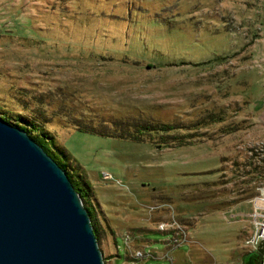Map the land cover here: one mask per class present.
I'll return each instance as SVG.
<instances>
[{
  "label": "rangeland",
  "instance_id": "rangeland-1",
  "mask_svg": "<svg viewBox=\"0 0 264 264\" xmlns=\"http://www.w3.org/2000/svg\"><path fill=\"white\" fill-rule=\"evenodd\" d=\"M16 112L45 124L88 183L103 264H240L252 250L264 0H0V116ZM148 118L195 140L100 132ZM143 247L155 257H134Z\"/></svg>",
  "mask_w": 264,
  "mask_h": 264
},
{
  "label": "water",
  "instance_id": "water-1",
  "mask_svg": "<svg viewBox=\"0 0 264 264\" xmlns=\"http://www.w3.org/2000/svg\"><path fill=\"white\" fill-rule=\"evenodd\" d=\"M262 249L260 240L253 249L258 263ZM0 264H103L88 213L65 171L2 118Z\"/></svg>",
  "mask_w": 264,
  "mask_h": 264
},
{
  "label": "trees",
  "instance_id": "trees-1",
  "mask_svg": "<svg viewBox=\"0 0 264 264\" xmlns=\"http://www.w3.org/2000/svg\"><path fill=\"white\" fill-rule=\"evenodd\" d=\"M3 110V109H1ZM4 111V110H3ZM9 112L8 110L6 111ZM5 114V113H3ZM208 122H215L216 121H223V116L220 114L210 113L208 114ZM0 118L4 119L5 121L9 122L12 125L18 126L22 128L29 137H31L34 141H36L48 155L55 160V162L65 171L68 179L70 180L73 188L77 191L83 206L85 207L89 221L91 223V227L93 233L95 235L96 242L99 241L100 230L95 218V209L93 208L94 205L91 204L90 200L88 199L91 193L90 187L88 183L81 178V174L77 173L76 169H74V165L69 163V157L67 152L59 146L58 144L54 143V138L50 133L49 129L45 127V124L42 122L36 121L34 119H27L23 117L20 112H16L15 121H11L6 117L0 116ZM144 123H139V121H125V125H120V130H114L113 128L108 129L107 131L102 130L101 133L112 134V135H121L124 137L132 138V139H148L151 141L153 138H158L157 144H187L195 139L193 136L195 133L191 131H182V132H175L174 130L178 127H184V125H175L174 123L170 122H161L156 121L153 119H145ZM207 121V120H206ZM130 122V123H129ZM134 122V123H131ZM77 128L79 129H90L94 130V126L89 125H82L76 124ZM131 126H134L131 129ZM237 128L236 126H231L228 130H234ZM174 129V130H173ZM242 261L243 264H257L258 263V256L254 252V250H248L243 252L240 257V262Z\"/></svg>",
  "mask_w": 264,
  "mask_h": 264
},
{
  "label": "built area",
  "instance_id": "built-area-1",
  "mask_svg": "<svg viewBox=\"0 0 264 264\" xmlns=\"http://www.w3.org/2000/svg\"><path fill=\"white\" fill-rule=\"evenodd\" d=\"M264 176V173H263ZM250 206L249 209L245 212V216L247 217L248 225H249V232L243 239V244L250 248L254 249L257 245V243L262 240L263 241V249L262 254L260 258V262L258 264H264V177L261 181L260 186H258L257 192L250 198ZM162 225H160V229H162ZM172 237L170 236L168 239L170 240V243H172ZM183 239L181 236H177L173 240L175 242V246L179 245L181 241L178 240ZM123 240V238H122ZM178 242V244H177ZM174 246V247H175ZM134 257H139L144 259H149L152 257H155V252L152 248H146L144 247L142 249H135L133 252Z\"/></svg>",
  "mask_w": 264,
  "mask_h": 264
},
{
  "label": "crops",
  "instance_id": "crops-1",
  "mask_svg": "<svg viewBox=\"0 0 264 264\" xmlns=\"http://www.w3.org/2000/svg\"><path fill=\"white\" fill-rule=\"evenodd\" d=\"M263 18V17H262ZM262 37V36H261Z\"/></svg>",
  "mask_w": 264,
  "mask_h": 264
}]
</instances>
